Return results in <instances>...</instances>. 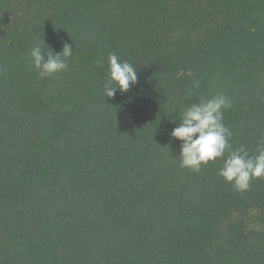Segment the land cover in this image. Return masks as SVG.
Listing matches in <instances>:
<instances>
[{"label": "trees", "instance_id": "16d2710c", "mask_svg": "<svg viewBox=\"0 0 264 264\" xmlns=\"http://www.w3.org/2000/svg\"><path fill=\"white\" fill-rule=\"evenodd\" d=\"M37 44L67 70L41 78ZM109 53L138 77L111 98ZM217 94L254 153L264 0H0V264H264V177L179 167V113Z\"/></svg>", "mask_w": 264, "mask_h": 264}, {"label": "clouds", "instance_id": "9594fccd", "mask_svg": "<svg viewBox=\"0 0 264 264\" xmlns=\"http://www.w3.org/2000/svg\"><path fill=\"white\" fill-rule=\"evenodd\" d=\"M53 53H45L39 44L30 50L31 63L41 78L67 70L73 49L64 44L62 52ZM137 80L136 67L128 61H120L115 53H109L106 97H113L118 90L121 93L129 91ZM231 106L232 101L224 94L200 97L198 103L179 113V125L172 130L171 137L182 142L181 169L200 173L202 167L220 160L218 175L235 191L243 193L249 190L252 180L264 177V137L258 139L254 153L244 145L234 147L233 132L224 123V110Z\"/></svg>", "mask_w": 264, "mask_h": 264}]
</instances>
